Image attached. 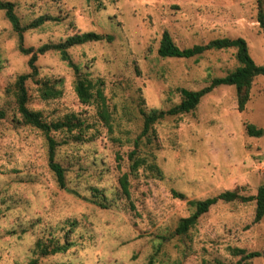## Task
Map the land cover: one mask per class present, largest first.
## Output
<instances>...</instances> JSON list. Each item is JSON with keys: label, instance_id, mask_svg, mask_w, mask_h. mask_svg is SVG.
<instances>
[{"label": "rangeland", "instance_id": "374dc122", "mask_svg": "<svg viewBox=\"0 0 264 264\" xmlns=\"http://www.w3.org/2000/svg\"><path fill=\"white\" fill-rule=\"evenodd\" d=\"M4 1L14 3L21 25L52 18L23 32L25 47L88 31L111 39L68 49L83 74L101 81L105 116L98 99L78 100L75 74L57 51L38 55V74L25 82L27 106L43 121L71 116L80 123L50 132L59 142L60 187L48 165L45 134L17 109L14 82L29 72V55L18 50V35L0 9V264H264L263 256L243 257L264 250V216L253 221L254 200H218L185 234H173L193 211L187 200L225 190L255 195L264 181V76L253 78L243 111L235 87L220 84L192 111L166 115L141 134V110H166L180 102V88L200 89L238 65L234 48L160 57L162 32L179 48L241 37L264 66L256 0ZM37 80L48 81L58 95L43 97ZM247 124L262 134L249 135ZM131 151L143 159L135 169ZM124 173L128 196L119 183ZM37 240L71 245L41 255Z\"/></svg>", "mask_w": 264, "mask_h": 264}, {"label": "trees", "instance_id": "16d2710c", "mask_svg": "<svg viewBox=\"0 0 264 264\" xmlns=\"http://www.w3.org/2000/svg\"><path fill=\"white\" fill-rule=\"evenodd\" d=\"M257 2V13L256 20L262 32L264 33V0H256ZM14 3L11 1L0 0V9L4 11L5 17L10 22L13 31L18 35V50L24 54L29 55L27 60V65L29 67L28 73L19 74L14 82V96L17 105V109L21 114L25 122L29 123L33 127L41 130L46 137L47 141V152H48V165L53 171L57 183L60 187L65 186L64 170L61 165L54 160L56 148L59 142L56 141L54 137L50 135L52 130H72L73 128L80 125L79 121H74L71 116L66 117L62 121L46 122L40 117L38 111L28 108V92L25 82L28 78H34L38 74L36 60L38 55L44 54L49 50L57 51L60 58L67 62V64L72 68L75 74L74 91L78 100L81 103H89L94 98L98 99L102 105V114L106 115V111L103 108L104 98L102 90L100 88L101 81H92L85 74L81 72L80 67L74 63L68 53V49L80 44H84L92 41H100L103 39L110 40V35H103L96 33L94 31L83 32L80 34H74L67 36L64 40L58 42L44 43L38 47H25L23 46V32L29 28H36L43 24L44 21L52 19L47 15H41L33 19L26 25H21L18 16L14 10ZM235 49V58L238 65L222 77H214L210 83L200 89L191 90L186 88H180L179 92L181 94L180 102L171 106L166 110L149 109L147 111L141 110L143 115V128L141 134L146 135L151 128V126L157 120L163 118L166 115H177L182 113H187L196 108L201 97L206 93L210 92L214 87L220 84L233 85L236 90L237 97V109L243 111L247 101L249 100V91L252 84V80L255 76H264V66L258 65L254 62L249 54L248 46L246 41L241 37L236 38H215L208 41L206 44H196L187 48H179L172 40L169 32L164 30L161 34L159 45L157 48V54L160 57H174V58H190L202 54L206 50L211 49ZM39 83V89L43 97L47 98L50 96L58 95V91L54 89L52 85L46 80H37ZM4 116V112L0 110V118ZM246 130L249 135L260 136L263 132L261 128H255L252 124L246 125ZM129 158L132 160L130 165L131 169L137 168L143 163V159L134 157V152L129 153ZM120 187L122 193L126 196L129 195V184L127 179V174L124 173L119 178ZM173 195L184 199L185 196L182 193L172 191ZM218 200L224 202L238 201V202H249L251 200L255 201V210L253 221L258 222L264 216V181L257 188L255 195H243L237 190H225L214 197H207L202 200H187V204L193 207V211L186 217L179 220L176 227L174 228L173 234L182 235L185 234L189 228H191L197 219L206 213L210 206L216 203ZM101 206H105L103 203H99ZM52 243H44L41 240L35 242V250H37L41 255L53 254L57 252H62L67 250L71 243L65 241L63 244H58L49 240ZM238 252L243 253L244 250L238 249ZM264 257L263 251H252L246 253L243 257L253 258V257Z\"/></svg>", "mask_w": 264, "mask_h": 264}]
</instances>
